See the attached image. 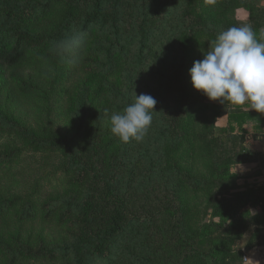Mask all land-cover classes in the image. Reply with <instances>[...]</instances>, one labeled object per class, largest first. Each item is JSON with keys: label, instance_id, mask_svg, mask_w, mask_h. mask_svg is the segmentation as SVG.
<instances>
[{"label": "trees", "instance_id": "trees-1", "mask_svg": "<svg viewBox=\"0 0 264 264\" xmlns=\"http://www.w3.org/2000/svg\"><path fill=\"white\" fill-rule=\"evenodd\" d=\"M232 1L215 0L206 10L207 0H0V140L5 139L0 176L10 171L8 161L19 157L13 139L61 154L53 193L37 196L35 188L23 197H5L0 190V224L12 220L16 225L8 238L0 227V264H239L243 248L264 244L262 226L244 246L233 239L212 257L201 229L215 223L204 222L195 232L193 212L180 201L183 189L198 193L205 188L212 217L227 209L240 216L238 204L246 202L250 208L260 203L264 218L263 197L228 201L217 192L226 170L216 169L219 164H243L256 156L245 145L247 105L210 101L188 84L189 69L200 59L192 56L195 42L204 33L215 38L216 8L228 12ZM256 8L260 17L264 6ZM231 23L226 21L228 27ZM73 32L86 33L87 43L68 62L53 44ZM155 46H160L156 61L161 68L156 71ZM60 71L58 92L70 119L63 131L48 129L41 137L33 128L18 126L12 114L6 116L39 99ZM132 91L150 94L157 104L145 139L122 144L110 131L109 116L134 102ZM203 101L223 107L222 135L196 125L189 129ZM236 137L243 143L238 152L228 146ZM187 142L192 158L211 161L212 178L183 174L178 150ZM158 146L164 156L156 157ZM211 179L213 188L208 187ZM252 225L249 218L244 231Z\"/></svg>", "mask_w": 264, "mask_h": 264}, {"label": "rangeland", "instance_id": "rangeland-1", "mask_svg": "<svg viewBox=\"0 0 264 264\" xmlns=\"http://www.w3.org/2000/svg\"><path fill=\"white\" fill-rule=\"evenodd\" d=\"M37 1V0H36ZM264 6V0H233L230 3L228 12H223L220 7L216 8V18L218 23L216 25L217 34L222 28H228L226 21H232L231 26L237 25L240 22L250 23L257 33V37L261 40H264V27L260 26L257 21V18L261 21L264 17V12L259 16H256L255 12H258L259 9L256 6ZM211 4H206V10L210 8ZM227 16L229 19L227 20ZM216 34V35H217ZM210 33H204L201 38L195 42V47L192 51L196 53L192 56L195 58H203V51L210 47L211 42L214 40ZM216 37V36H215ZM192 41H190L191 44ZM164 45V44H162ZM160 46L154 47V70L161 69L157 60V54L159 53ZM190 50V48H189ZM18 71V70H16ZM20 71V70H19ZM9 72V71H7ZM61 71L56 76L54 73L52 75L53 80L49 79L48 85L41 91L39 94V99L33 100L31 103H24L18 109L9 111L7 115L12 114L16 119L18 126L24 129L33 128L38 131L39 135L42 137L43 132L48 129H53V131L60 130L66 127L69 124L70 119L67 115V111L63 108V102L61 99L63 95L58 92L62 88V77ZM189 74V73H188ZM155 75L158 76V73ZM173 78V76H172ZM85 83L83 82V85ZM100 82L95 81L92 85L94 89H97ZM190 86H192L189 78ZM82 86V85H80ZM88 84L86 83V88ZM198 95L203 96V94L196 90ZM68 108L70 103H68ZM223 107L219 104L210 101H203L200 105V110L198 113V119L195 122H190L188 124L189 129L194 128V125L201 127L205 130H212L214 134H221V128H223L224 121L220 116L222 113ZM219 136V135H218ZM223 141V148L225 149L227 143L225 139ZM5 140V139H2ZM0 140V142L2 141ZM25 141L12 140V143H15L21 149L19 157L15 159L12 163L8 161L9 170L6 174L0 176V190L1 193L7 196H21L23 197L27 193L33 191L37 188L38 194L40 192L47 194L53 193V191L58 186L59 179V164L61 160V154L58 151H46L44 148H41V145H35L34 143H24ZM228 146H233L235 152L242 150L243 143L240 141V137L235 138V142L229 143ZM34 147V149H31ZM156 152V157L163 155L164 151L161 150L160 146L154 149ZM177 156V155H176ZM178 158L183 163V174L186 175L189 179L202 178L208 180L213 176L212 163L208 160V163H204L203 160H197L192 158L190 155V145L187 142L183 146H180L178 150ZM238 164L231 165L219 164L218 168H226V170L221 174V188L217 192H221L225 200L238 199L249 195L247 192V184H254V179L252 176L247 178V175H250L249 172L252 170V166L247 164L242 165L236 169ZM236 169V171H235ZM218 177V176H217ZM253 178V179H252ZM155 180H160V177H157ZM263 178H259V181H262ZM209 182L210 188L214 186V179H211ZM248 182V183H247ZM226 184V185H225ZM37 186V187H36ZM191 189H183L182 196L180 197L181 204L184 209L192 210L193 212V226L195 232H197L201 225L204 222L212 221L215 225L208 224V226L202 227L201 231L203 232L201 236L208 239L206 244V249H211V256L215 257L220 252V247L223 243L233 245L238 244L239 247L244 246L245 241L250 237V234L253 230L258 228H263L264 218L263 213L259 209L254 207H249L246 202H240L238 204V210L240 211V216H235L232 213V210L227 209L221 211L216 216L212 217V209L208 201V194L205 193V188L200 190L198 193L191 192L187 193ZM239 200V199H238ZM237 209V208H236ZM234 212V210H233ZM251 218L255 225H252L249 229L244 231L247 221ZM12 220H7L4 224H0V227L3 230L4 237L8 238L10 232L16 229V225L11 222ZM38 226H34V235L38 232ZM30 226L22 227V238L24 239L28 234ZM240 238L239 243L235 242L237 238ZM237 246V245H236ZM263 246V245H262ZM249 249L243 248L241 254L238 257L239 264H264V248L256 251V254L252 256L248 251ZM209 262V259H208ZM24 264H37L33 262H25ZM115 264H118L115 263ZM123 264V263H121Z\"/></svg>", "mask_w": 264, "mask_h": 264}, {"label": "clouds", "instance_id": "clouds-1", "mask_svg": "<svg viewBox=\"0 0 264 264\" xmlns=\"http://www.w3.org/2000/svg\"><path fill=\"white\" fill-rule=\"evenodd\" d=\"M214 4L215 0H207ZM87 43V34L73 32L53 44L55 53L74 62ZM190 82L210 101L264 113V40L257 37L252 25L240 22L220 31L203 58L193 61ZM134 102L109 116L110 131L122 143L142 142L153 123L157 100L150 94L136 95ZM242 168V165H237ZM235 169V171H236Z\"/></svg>", "mask_w": 264, "mask_h": 264}, {"label": "crops", "instance_id": "crops-1", "mask_svg": "<svg viewBox=\"0 0 264 264\" xmlns=\"http://www.w3.org/2000/svg\"><path fill=\"white\" fill-rule=\"evenodd\" d=\"M245 109L248 112L247 123L243 125L247 131L245 134V145L252 152L256 153V156L251 161L243 164L252 166V170L249 172L250 175H247V178L252 176L254 179H257L254 181V184L246 185L247 192L249 195H258L264 198V113H258L251 109L248 110V106ZM222 119L224 127L226 125V116H223ZM259 178H263V180L259 181ZM254 206L256 209H261L260 203H256ZM262 245L249 249V253L253 256L256 254V251L264 248V244Z\"/></svg>", "mask_w": 264, "mask_h": 264}]
</instances>
